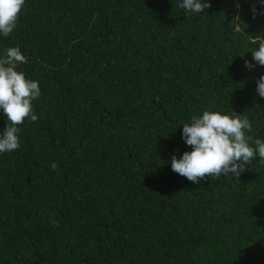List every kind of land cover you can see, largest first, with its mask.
<instances>
[{
	"label": "trees",
	"instance_id": "obj_1",
	"mask_svg": "<svg viewBox=\"0 0 264 264\" xmlns=\"http://www.w3.org/2000/svg\"><path fill=\"white\" fill-rule=\"evenodd\" d=\"M179 2L25 0L0 35V58L18 46L17 70L41 89L38 120L0 153V264H264L258 154L239 178L200 184L170 164L205 110L247 116L264 140L251 52L264 4L206 0L197 14Z\"/></svg>",
	"mask_w": 264,
	"mask_h": 264
},
{
	"label": "clouds",
	"instance_id": "obj_2",
	"mask_svg": "<svg viewBox=\"0 0 264 264\" xmlns=\"http://www.w3.org/2000/svg\"><path fill=\"white\" fill-rule=\"evenodd\" d=\"M264 4V0H260ZM25 0H0V35L8 37L17 28V21ZM178 7L191 13H204L211 7L206 0H180ZM239 7V5H238ZM257 10L253 7V13ZM264 14V13H262ZM258 48L252 52L253 60L264 66V38L253 40ZM0 58V111L7 117V125L0 131V153L12 152L20 147L19 125L38 120L33 110V101L41 95L37 80L27 79L18 65L27 63L21 49L9 47ZM245 67L255 65L245 60ZM257 94L264 98V75L257 80ZM252 124L245 115L233 111L230 116L220 111L205 110L202 116H193L190 123L183 124L182 139L192 148L170 161L172 171L194 184L207 181L209 177L219 179L231 174L239 178L252 159L258 154L264 162V140L248 135ZM58 169L56 163L51 164Z\"/></svg>",
	"mask_w": 264,
	"mask_h": 264
}]
</instances>
